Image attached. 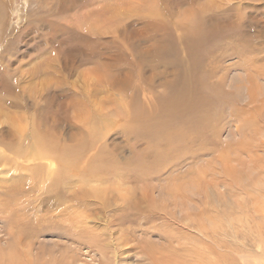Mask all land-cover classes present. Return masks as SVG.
Here are the masks:
<instances>
[{
	"label": "rangeland",
	"instance_id": "1",
	"mask_svg": "<svg viewBox=\"0 0 264 264\" xmlns=\"http://www.w3.org/2000/svg\"><path fill=\"white\" fill-rule=\"evenodd\" d=\"M174 80L210 126L155 148ZM263 161L264 0H0V264H264Z\"/></svg>",
	"mask_w": 264,
	"mask_h": 264
},
{
	"label": "bare ground",
	"instance_id": "2",
	"mask_svg": "<svg viewBox=\"0 0 264 264\" xmlns=\"http://www.w3.org/2000/svg\"><path fill=\"white\" fill-rule=\"evenodd\" d=\"M205 20L202 23L196 22L195 23L196 25L189 26V30L185 31L184 34L182 35V38L180 39V41L181 40L184 41L185 49L191 55L194 54L195 52L198 53V51L200 53L201 52L199 48L201 47L200 45L204 42L210 41L213 37L217 36V35H213V32L215 30L212 26L213 22L216 23V20L215 19L214 20L208 19L207 21ZM157 25L159 29L163 30L165 28V25L160 22ZM234 25L239 26L238 24H234ZM215 34H217V32ZM199 84L197 82H194L191 86H189L186 83L184 86L182 87L180 86L181 88L180 87L178 88L175 80L170 84L168 83L167 88H169V92H168V97L166 98L167 102H164L163 104L165 114L160 119H156L154 122L148 124H144V123L139 124V128L136 129L139 132L138 135L141 138L148 141V144L154 142L155 148L158 144H161L164 141H168V138L173 133L182 135L183 138L186 139V141L189 143L194 141L193 139H188L187 136L194 131L202 132L203 128H207L210 126L209 123L206 124L205 118H207V116L211 114L210 111L215 105L214 103V105L211 106V104L208 101H205L198 96L197 92L199 90ZM170 91H171V96L169 98ZM203 105L206 106L203 107ZM172 145L173 144L170 143L169 147H172ZM179 145H183V144L179 143Z\"/></svg>",
	"mask_w": 264,
	"mask_h": 264
}]
</instances>
